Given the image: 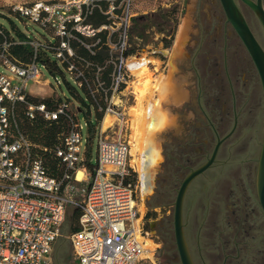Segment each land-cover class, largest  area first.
Returning a JSON list of instances; mask_svg holds the SVG:
<instances>
[{"label":"rangeland","instance_id":"rangeland-1","mask_svg":"<svg viewBox=\"0 0 264 264\" xmlns=\"http://www.w3.org/2000/svg\"><path fill=\"white\" fill-rule=\"evenodd\" d=\"M33 1L36 0H0V23L16 35L18 29L29 37H49L43 27L13 10L14 3ZM45 1L63 4L68 13L87 11L85 22L94 27L105 24L108 27L102 30L99 43L87 36L71 42L75 55L69 61L76 68L74 77L83 82L80 88L68 73L65 77L75 88H67L60 75L61 86H58L54 75L40 64V82L28 80L26 85L32 103L42 101L48 104L49 100L53 106L61 94L70 99V112L79 115L84 136L88 137L86 157L90 168L97 164V146L101 138L129 139L128 109L135 102L133 80L136 77L130 76L128 86L117 90L109 88V75L120 52L118 40L123 32L124 19L128 21L124 56L138 53L153 57L155 62L149 64L151 72L168 71L169 58L158 50L173 46L180 24L189 20L180 52L173 61L174 78L186 97L179 104H169L174 124L158 135L162 160L154 175L152 192L143 198L138 191L142 229L157 244L155 258L158 264H180L173 229L176 193L190 168L203 163L213 148L215 138L207 114L216 125L221 116L220 136L231 133L221 143L216 165L199 174L188 186L182 214L185 237L188 235V245L193 252L199 246L204 252L218 250L215 260L219 262L223 253H232L238 254L237 264H264V216L256 186L264 133L263 91L254 63L227 21L220 1ZM241 11L264 48V30L256 13L244 5H241ZM133 16L142 17L141 21L134 23ZM108 38L110 44L106 43ZM97 66L101 67L98 71ZM83 100H87L88 105ZM109 106L114 111L123 112L124 123L116 114L107 111ZM23 110L24 105L18 106L19 122L30 141L48 148L60 142L67 128L64 120L47 122L38 113L34 118H26ZM106 113L112 118V124L103 129L102 120ZM39 124L42 132L36 134L35 127ZM43 135L48 136L49 144L42 139ZM45 158L47 166L59 175L58 160L50 151L45 153ZM133 167V176L140 178ZM79 214L78 206L67 205L50 264H74L68 235L72 227L79 225ZM186 222L189 225L185 229ZM235 244H238L237 249ZM142 264L155 263L146 257Z\"/></svg>","mask_w":264,"mask_h":264},{"label":"built area","instance_id":"built-area-1","mask_svg":"<svg viewBox=\"0 0 264 264\" xmlns=\"http://www.w3.org/2000/svg\"><path fill=\"white\" fill-rule=\"evenodd\" d=\"M67 9L45 0L13 4L19 16L43 27L49 37H29L19 30L16 35L0 23V264H50L69 203L80 208L78 228L68 235L74 264H142L147 236L137 202L142 180L133 176L128 141L101 138L97 164L90 168L88 137L79 115L70 112V99L58 95L53 106L29 100L27 81L40 82L39 64L54 75L58 86L59 75L73 86L65 77L68 73L80 88L83 82L74 77L76 68L69 61L75 55L71 42L87 36L99 43L102 30L108 29L106 24L94 27L85 22L87 11L68 13ZM127 23L124 19L117 64L109 75V88L114 90L128 86L133 75L126 64L131 55L124 56ZM14 45L26 46L28 59L14 54ZM20 105L26 118L38 113L45 120L67 123L52 149L59 159V175L51 173L43 156L49 148L39 147L23 132ZM107 111L125 122L123 112L110 106ZM78 168L84 170L82 180L76 179Z\"/></svg>","mask_w":264,"mask_h":264},{"label":"bare ground","instance_id":"bare-ground-1","mask_svg":"<svg viewBox=\"0 0 264 264\" xmlns=\"http://www.w3.org/2000/svg\"><path fill=\"white\" fill-rule=\"evenodd\" d=\"M189 20L185 19L179 26L177 37L173 46L158 50L169 58V69L166 72L150 71V63L155 59L147 54H133L126 64L136 77L133 80L135 102L129 106V122L127 127L130 132L127 141L130 145V163L135 166L142 180L141 196L146 197L152 192L154 175L162 160L158 135L174 124V117L169 109V104L181 103L186 94L174 78V59L180 52V44L188 30ZM106 113L102 120V128L106 129L112 124V118ZM76 179L82 180L84 170L78 168ZM142 206V204H141ZM142 211V207L140 208ZM144 255L153 263L158 264L155 258L157 244L153 239L145 237Z\"/></svg>","mask_w":264,"mask_h":264},{"label":"water","instance_id":"water-1","mask_svg":"<svg viewBox=\"0 0 264 264\" xmlns=\"http://www.w3.org/2000/svg\"><path fill=\"white\" fill-rule=\"evenodd\" d=\"M223 11L225 13L227 21L231 24L240 40L244 44L246 50L248 51L254 66L257 70L262 91L264 97V49L252 32L249 24L247 23L241 9L237 6L234 0H219ZM246 2L251 9L256 13L261 26L264 30V9L261 5L260 0L253 2L251 0H243ZM231 132L227 133L221 139H218L215 147L209 156V158L192 168L182 179L180 186L177 190L175 201H174V211H173V229L175 244L181 264H195L187 239L185 237L184 227H183V201L187 188L191 181L197 177L199 174L204 172L215 160L219 145L225 140L226 137L230 135ZM256 186H257V198L259 205L264 212V133L263 140L261 144L260 155L257 164V175H256Z\"/></svg>","mask_w":264,"mask_h":264},{"label":"flooded vegetation","instance_id":"flooded-vegetation-1","mask_svg":"<svg viewBox=\"0 0 264 264\" xmlns=\"http://www.w3.org/2000/svg\"><path fill=\"white\" fill-rule=\"evenodd\" d=\"M235 3L237 4V6L241 9V5H244L248 8L251 9V7L246 3L244 2L243 0H234ZM253 2H257V0H251ZM261 2V5L264 9V0H260ZM222 7V5H221ZM244 15V14H243ZM245 17V15H244ZM246 19V17H245ZM247 21V19H246ZM247 23L249 24V22L247 21ZM250 26V25H249ZM251 28V27H250ZM252 30V29H251ZM253 32V31H252ZM262 46V45H261ZM263 47V46H262ZM264 49V48H263ZM207 118H208V121H209V126L211 128V131L214 135V138H215V142H214V145H213V148L210 152V154L207 155L205 161L209 158V156L211 155L214 147H215V144L217 143L218 139H221V137L223 136H220V133H219V126L221 124V116L219 117V120H218V124L216 125L209 117H208V114H207ZM237 122V114H235L234 116V124H236ZM229 133V132H228ZM221 144L219 145V148H220ZM219 148H218V151H217V154H216V157H215V160L213 161V163L210 165V167H208L205 171L211 169L214 165H216L217 163V156H218V152H219ZM192 168H190L191 170ZM196 178V177H195ZM194 178V179H195ZM192 182V181H191ZM188 189V188H187ZM262 210V209H261ZM263 212V211H262ZM263 216H264V212H263ZM188 222H186V225H185V229L186 227H188ZM187 243L190 244V239L187 235ZM200 240H197V243H199ZM234 247L237 249L238 247V244H235ZM189 248H190V251H191V254H192V257H193V260H194V263L195 264H237V256L238 254L234 255L232 253H223V256H222V260L219 262L218 259L215 260L219 254L218 250L216 249H210L208 250L207 252H204L201 247L199 246L197 251L196 252H193L192 251V248L191 246L189 245ZM180 262V260H179ZM181 264V263H180Z\"/></svg>","mask_w":264,"mask_h":264},{"label":"trees","instance_id":"trees-1","mask_svg":"<svg viewBox=\"0 0 264 264\" xmlns=\"http://www.w3.org/2000/svg\"><path fill=\"white\" fill-rule=\"evenodd\" d=\"M141 18L142 17H140V16H133L132 17V21L134 22V23H138V22H140L141 21ZM15 26V25H14ZM16 31H18V29H16ZM21 33L19 32V35H20ZM12 52L14 53V54H16L17 56H20L21 58H23V59H27V57L29 56V49L26 47V46H22V45H14V46H12ZM68 87H70V85L67 83V88ZM71 87H73V86H71ZM74 88V87H73ZM69 90V89H68ZM47 101V100H46ZM48 102V105H50L49 104V100L47 101ZM83 102L86 104V105H88V101L87 100H83ZM41 118H42V120H44V121H47V122H51V123H58V122H61L62 120H59V121H57V122H55V121H48V120H45L42 116H41ZM20 119V118H19ZM21 124V123H20ZM40 126H41V124H39V125H37L36 127H35V129H37V132H36V134H40L41 132H42V129L40 128ZM45 130H43V132H44ZM47 138H48V136H46V135H43L42 136V139L43 140H46L47 141ZM46 144H49V142L47 141V142H45ZM55 145H57V144H54V146ZM54 146H52V147H49V149H51L50 150V152L52 153V155H53V157L56 159V160H58V164H59V159L54 155V152H53V148H54ZM43 153V156H44V158H45V153H47V151L46 152H42ZM45 161H46V158H45ZM60 165V164H59ZM49 168V167H48ZM49 170L51 171V173L53 174V175H57V173H55V171L53 170H51L50 168H49ZM60 171H61V168H60ZM60 173V172H59ZM58 173V174H59ZM80 215V214H79ZM78 228V226H74V227H72L71 228V232L72 231H74V230H76Z\"/></svg>","mask_w":264,"mask_h":264}]
</instances>
